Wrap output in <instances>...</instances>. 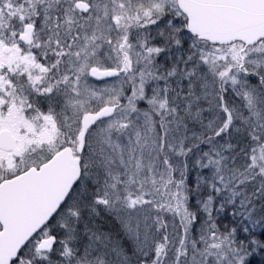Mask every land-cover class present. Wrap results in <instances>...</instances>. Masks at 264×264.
Listing matches in <instances>:
<instances>
[{
    "label": "snow or ice",
    "instance_id": "obj_1",
    "mask_svg": "<svg viewBox=\"0 0 264 264\" xmlns=\"http://www.w3.org/2000/svg\"><path fill=\"white\" fill-rule=\"evenodd\" d=\"M0 264H264V0H0Z\"/></svg>",
    "mask_w": 264,
    "mask_h": 264
}]
</instances>
